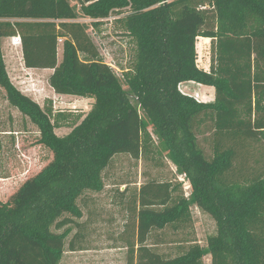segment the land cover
<instances>
[{"label": "trees", "instance_id": "1", "mask_svg": "<svg viewBox=\"0 0 264 264\" xmlns=\"http://www.w3.org/2000/svg\"><path fill=\"white\" fill-rule=\"evenodd\" d=\"M78 1L94 29L113 14L135 42L134 65L122 74L128 89L69 0H0V86L53 152L46 166L0 202V264H60L71 225L83 217L81 197L103 191L114 158L163 155L150 126L192 194L175 196L171 181L150 180L139 188L127 205V264H203L207 254L212 264H264V172H237L233 145L264 139V0ZM16 35L25 66L52 70L49 84L56 93L94 100L85 115L54 110L51 101L42 107L14 84L3 40ZM201 39L212 41L208 71L197 63ZM189 81L213 86L214 101L183 92L181 84ZM72 118V130L59 135L56 129ZM205 118L213 121L212 156L197 134ZM192 204L216 221L208 247L193 243L174 257L154 249L152 231L191 221ZM78 237L70 250L84 249Z\"/></svg>", "mask_w": 264, "mask_h": 264}, {"label": "rangeland", "instance_id": "2", "mask_svg": "<svg viewBox=\"0 0 264 264\" xmlns=\"http://www.w3.org/2000/svg\"><path fill=\"white\" fill-rule=\"evenodd\" d=\"M69 1L78 13V20L89 24V33L101 55L120 78L123 87L128 89L122 74L134 65L137 51L133 39L124 34L122 24L115 20L105 21L99 29H94L90 18L82 13L79 1ZM200 42L201 47H197V63L200 68L208 71L213 56L212 41L204 43L201 39ZM62 44L63 42H59V61L62 60ZM3 49L14 84L42 107L51 101L54 110L73 114L85 115L91 109L94 102L91 98L56 93L49 84L51 70L26 67L20 45H13L9 39L3 40ZM181 90L205 102L213 100L215 94L213 87L194 81L182 83ZM131 99L138 105L135 96L131 95ZM139 111L146 118L140 107ZM75 120L72 118L69 121L72 122L71 125L65 124L57 128L56 132L59 135L69 133ZM149 130L163 155L144 154L137 160L129 154H120L114 158L110 167L105 170L106 185L103 191H87L81 197L79 203L83 209V217L76 218L77 223L71 225L73 231L67 239L66 251L60 264H127L128 248L125 246L124 236L127 224L131 222L127 205L144 183L150 180L171 181L178 187L174 192L175 196L184 194L191 197L189 180L180 173L168 151L159 144L152 126ZM197 134L205 153L212 156L215 135L211 118H205ZM39 139L37 125L9 103L5 89L0 86V202L8 200L24 181L37 174L52 160V150L41 144ZM233 145L238 153L234 164L237 172L244 167H250L249 171L253 169L264 172V139L234 141ZM235 175V172L232 173V176ZM191 213L192 220L184 225H168L165 229L153 230L148 243L167 257L184 253L193 243L207 248L208 237L216 232V221L196 204L191 205ZM78 232L80 237L77 238V243L80 242L84 249L72 251L69 243ZM203 264H212L210 254L204 256Z\"/></svg>", "mask_w": 264, "mask_h": 264}, {"label": "built area", "instance_id": "3", "mask_svg": "<svg viewBox=\"0 0 264 264\" xmlns=\"http://www.w3.org/2000/svg\"><path fill=\"white\" fill-rule=\"evenodd\" d=\"M117 18V16L111 14L109 17H107L106 19H104V21H113ZM10 41L12 42L13 45H22V39L20 35H16L10 38ZM59 42H63V39L60 38ZM181 88V87H180ZM186 93V92H185ZM189 94V93H188ZM197 99V98H196ZM199 100V99H197Z\"/></svg>", "mask_w": 264, "mask_h": 264}, {"label": "crops", "instance_id": "4", "mask_svg": "<svg viewBox=\"0 0 264 264\" xmlns=\"http://www.w3.org/2000/svg\"><path fill=\"white\" fill-rule=\"evenodd\" d=\"M6 40H8V39H6ZM10 40V39H9ZM21 49H22V47H21ZM47 70H50V69H47ZM52 71V70H51ZM207 86H209V85H207ZM210 87H213V86H210ZM214 88V87H213ZM214 91H215V88H214ZM214 99H215V94H214ZM214 99L213 100H211V101H214ZM210 102V101H209Z\"/></svg>", "mask_w": 264, "mask_h": 264}, {"label": "water", "instance_id": "5", "mask_svg": "<svg viewBox=\"0 0 264 264\" xmlns=\"http://www.w3.org/2000/svg\"><path fill=\"white\" fill-rule=\"evenodd\" d=\"M96 0H85L86 3H91V2H94Z\"/></svg>", "mask_w": 264, "mask_h": 264}]
</instances>
